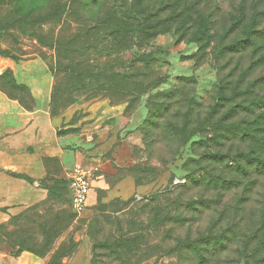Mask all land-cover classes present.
<instances>
[{"label":"rangeland","instance_id":"rangeland-1","mask_svg":"<svg viewBox=\"0 0 264 264\" xmlns=\"http://www.w3.org/2000/svg\"><path fill=\"white\" fill-rule=\"evenodd\" d=\"M251 3V0H198L193 15L206 18L207 27L213 29L217 26L216 37L209 48L198 49L195 42L189 41L191 37L188 35L183 41L173 42L168 33H152L147 41L149 45L140 46L135 56L133 53H121L122 68L118 73L126 77L122 81L113 71L96 75L106 62H109L107 67L114 65L105 55L108 51L112 57L116 55L108 50L115 37L111 36L100 49L93 46L90 50L95 76L85 83L73 85L72 88H78V91L69 97L63 92L55 93L54 97L55 55L50 42L59 26L52 20L56 18L53 3L48 4L46 0H0V60L9 64L0 73V90L31 110L36 106L33 91L39 90L40 105L54 119L56 134L61 141V149L56 154L51 152L44 156L43 169L33 166L30 176L14 173L15 195L7 202L0 199V264H90L93 235L110 242L108 237L116 235L113 232L114 220H120L124 227V222L132 217L131 212L136 211L129 205L109 217L108 210L121 204L102 205H108L115 199L127 201L135 197L138 207L152 193L173 190L185 179L191 180L194 172L198 185L193 182L192 188L182 198L198 202L194 205L203 209V214L196 217L197 222L191 227H200L201 230L215 227V231L221 227L225 229L231 222L228 214L238 212L233 221L237 234L231 256L238 264H264V244L255 245L251 241L245 247L249 250L246 254L240 242L243 241L241 233L255 232L258 227H264L259 210L264 177H255L256 162L253 160L257 156L251 154V150L255 152L264 144V128H260L264 120L260 119L254 125L252 120L256 114L246 111L254 96L237 94L235 102L243 100L239 105L246 108L239 107L230 119L222 121L239 124L238 131H214L211 128V123H217L226 106L232 102L224 97L222 102H216L218 84L221 83L228 98L233 95L232 86L238 82L236 79L241 67L248 63L250 66L241 84L243 88L264 73V64L256 61L246 63V59L250 61L256 57L252 48L246 49L239 68L232 66L236 68L233 71L231 66L217 70L219 62H215V66L210 62L218 43H230L238 37L247 42L249 37L246 39L243 33L250 31ZM242 12L245 17L239 28L228 36L227 33L222 35V27ZM91 17L96 18L95 10ZM165 51L167 55H164ZM159 56L164 61L158 65ZM76 57L80 59L83 56ZM238 57L233 56L234 62ZM160 76L163 77L162 82L152 84L148 91L139 90L141 83H153ZM21 79L30 80V84L20 82ZM257 83L256 88L263 92V79ZM96 88L99 90H89ZM71 98L74 102L67 103L64 108L59 107L60 103ZM214 107L217 109L209 120V110ZM185 122L188 123L187 133L192 135L173 160L168 161L174 143L173 135L169 134L172 129L182 128ZM240 129L247 134L255 131L254 137L262 140L251 139V133L243 136ZM146 146H149V153L145 151ZM77 164L88 171L91 183L86 206L79 215L71 211L67 192V175ZM126 176L134 180L135 192L128 198L114 195V186ZM226 182L244 184L243 194L241 188H225ZM206 205L214 206L205 208ZM147 214L140 215V219L148 220ZM95 222H98L96 229ZM142 240L139 245L142 253L136 257L138 264H168L175 256L169 251L172 244L164 243L163 247L153 251L152 258L146 259L143 257L146 242ZM108 244L104 253L113 259L115 252H112L111 243ZM183 255L194 257L195 253L185 252ZM136 258H133L134 263ZM133 261L126 264H133Z\"/></svg>","mask_w":264,"mask_h":264},{"label":"trees","instance_id":"trees-1","mask_svg":"<svg viewBox=\"0 0 264 264\" xmlns=\"http://www.w3.org/2000/svg\"><path fill=\"white\" fill-rule=\"evenodd\" d=\"M46 1L48 4L50 2L53 3L52 10L56 18H53L52 20H55V22H57L55 24H58L59 26V30L54 34L50 42L55 55L54 74L56 83L54 85V97L56 96L55 93L60 94L62 92L64 96L66 95V97H69L74 91H78V88H72L73 85L76 83H85L95 76L94 66L90 62L94 59L89 57L90 50L93 46H95L96 49H100L101 44L104 41H107V39L109 40L111 36L115 37L112 38L108 50H111L116 55L112 57L109 51L105 52V55L108 60H112L114 65L107 67L109 62H106L105 66L97 71L96 75H106L107 72L113 71V73L116 74V77L122 81L125 80L126 77L118 73L120 68H122L120 65V60L123 57L121 56V53H133V56H135L140 46L149 45L147 41L152 33L155 35L168 33V35L173 38V42L183 41L188 35L191 37L189 41L191 40V42H195L198 49L204 47L206 49L209 48L217 33V26H214L213 29L207 27L206 18H202L199 14L193 15L196 11L195 9H197L196 4L198 0ZM251 2L252 19L249 22L250 31L246 34L243 33V36L245 35L246 39L249 38L247 42H242V39L238 37L237 39L234 38L233 41H229L230 43H218V46L216 45L217 49L212 51L213 56L210 59L212 66L216 65L215 62H219L218 66H216L217 70L226 66H231V71L239 68L243 53L246 52L247 48H252L256 57L255 59L252 58L250 61L246 59V63L256 61L257 64H264V2H262L263 4H260L255 0H251ZM93 10L96 12L95 19L91 17V12H93ZM243 13L244 12H242L241 15L231 18L230 23L222 27V35L227 33L228 36L239 28L241 22L244 21L245 16ZM101 26L102 28H100ZM108 33L110 35H108ZM116 33H118L119 36H117L118 34ZM105 50H107V47H105ZM157 50L161 52V49L158 48ZM218 52L220 53L219 55H222L224 58L221 56L219 57V55H217ZM102 53L103 52L100 53L101 56L103 55ZM164 55H167L166 51ZM234 55H239L238 60L235 62L233 59ZM76 56L83 57L77 59ZM160 58L161 57L159 56L157 59L158 65L160 61H164ZM129 60H132V58ZM132 62H134V60ZM224 63L226 65H224ZM248 65L243 68L241 67L239 77L236 79L238 82L235 83V86L234 84L232 86V96L227 98L223 92V86H221V83L218 84L220 86H218V95L215 98L216 102H219V100L223 101V97L226 98V100H232V102H229L230 104L226 106V111L222 114L220 119H218L219 121L217 123H211L213 124L211 125L212 130L221 131L235 129L238 131L239 124H228L227 121L222 122L224 119H230L236 114L239 107L246 108L245 106L239 105L243 100L235 102L234 99L237 97V94H240L241 96H246L247 94L254 96L252 101L248 103L249 106L247 109L249 110L245 109L246 111H250L253 115L256 114L252 120V122H255L254 125H257V123L260 122V119H262V121L264 120V91L262 92V90L256 88L258 84L257 82L260 78L263 79L264 83V73L256 77L255 82L249 81L243 88V85L241 84H243V81L248 75V70L250 68ZM159 74L160 73H158V75ZM61 80L62 82H60ZM162 81L163 77L161 76L158 77L157 81L154 80L153 83H147V81H144L139 86V90L141 92L148 91V89L152 88V84L154 86V84ZM89 90H99V88ZM119 90L121 91L122 88ZM253 90L256 91V94L253 93ZM4 93L10 97L6 92ZM260 93H262V95H260ZM77 96H79V94H77ZM71 102H74V99L71 98L70 100L60 103L59 107L64 108L67 103L69 104ZM24 107L27 108L26 106ZM222 107L218 108V112ZM216 109L217 108L214 107L209 110V120L213 118V113ZM260 128L263 129L264 125L260 124ZM187 131V122L183 123L182 128L177 127L176 130H171L169 135H173L174 143L169 151L168 161L173 160V157L177 154L180 147L190 139L192 133L188 134ZM240 132L243 136L251 133L249 135L251 139L262 140L261 137H254L255 131L247 134L244 129H240ZM148 150L149 146H146L145 151L149 153L150 151ZM253 150H251V154L255 153L257 156L254 157L253 160V163L256 162L254 163L255 177H264V144L260 145L255 152ZM220 159L221 157L219 158V161H221ZM168 161L163 162L162 165L166 164ZM192 175L193 177L191 180H188V178L185 179L182 185L176 186L173 190L166 189L152 193L146 198L145 203L142 205L140 204L138 207L136 206L137 204H135V197L127 201L115 199L108 205H102L108 207L109 205L111 206L116 203L121 204L120 207L108 210L109 217L110 215H114L115 212L124 210L129 205L134 206V210L136 211L131 212L132 217L124 222V227L120 220L119 222L114 220L115 230H113V232L115 231L116 235L108 237L111 240L110 242L106 240L101 241L96 238V235H93V255L92 259L89 260V263H130L131 260L133 261V258H136L138 254L142 253L139 245L142 244V239H144L146 243L144 246L143 257L146 259L152 258L155 254L153 251L157 250V248L163 247L164 243H169L172 244L169 247V251L174 253L175 256H173V259L168 262V264H238L231 256L232 247H234L233 241L237 234L235 232L236 228L233 226V221L236 219L235 216L238 212L233 211L228 214L227 218L228 220L230 219L229 221L231 222L225 229L221 227L220 230L215 231V227H207L204 230H201L200 227L197 229L191 227L197 222L196 217L199 218L203 214V209L194 205L198 204V202H190L189 200H184L182 198L190 188H192L193 182L194 185H198L195 183L197 182V179H194L195 172ZM229 183L230 182H226L224 184L225 188L232 189L238 187L239 189L241 188L243 194L245 187L244 184ZM177 191H179L178 194L171 198V195ZM67 192L70 207L68 184ZM244 200L247 203V199L244 198ZM218 203L219 201L216 204ZM259 203L261 204L259 206V210H261L260 215H262L264 221V193H262ZM213 206L214 205H206L205 208H211ZM103 210H105V208H103ZM144 213H148L147 215L149 219L146 221L140 219V215H143ZM103 214L106 215L105 213ZM219 216H222V214H219ZM97 226L98 222H95L94 228L96 229ZM241 234L243 235V241L240 242L244 247L242 251L246 252V254L249 250L245 247L248 246L251 241L253 243L255 242V245L264 244V227H258L255 229V232ZM247 239L249 240L247 241ZM148 242H152L153 245L150 246ZM108 243H111L112 252H115V258L113 259H109L110 256L104 253L105 246H108ZM185 252L195 253V256H184L183 254H185ZM138 261L139 260L136 258V262L134 263L133 261V264H138Z\"/></svg>","mask_w":264,"mask_h":264},{"label":"crops","instance_id":"crops-1","mask_svg":"<svg viewBox=\"0 0 264 264\" xmlns=\"http://www.w3.org/2000/svg\"><path fill=\"white\" fill-rule=\"evenodd\" d=\"M6 66L9 64L0 60V73ZM19 81L30 84V80ZM33 92L36 106L30 110L0 90V199L6 202L15 195L14 173L30 176L33 166L43 169L44 156L61 149L55 121L40 105L41 92L35 89ZM135 188L134 180L126 176L116 183L113 191L116 196L128 198Z\"/></svg>","mask_w":264,"mask_h":264},{"label":"built area","instance_id":"built-area-1","mask_svg":"<svg viewBox=\"0 0 264 264\" xmlns=\"http://www.w3.org/2000/svg\"><path fill=\"white\" fill-rule=\"evenodd\" d=\"M70 194V209L79 215L86 206L87 195L91 190L88 171L81 165H76L67 175Z\"/></svg>","mask_w":264,"mask_h":264}]
</instances>
